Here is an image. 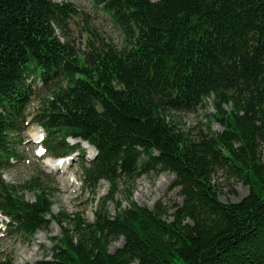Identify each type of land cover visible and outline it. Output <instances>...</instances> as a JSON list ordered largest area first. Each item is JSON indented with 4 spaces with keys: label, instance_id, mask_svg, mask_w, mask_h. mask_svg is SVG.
<instances>
[{
    "label": "trees",
    "instance_id": "obj_1",
    "mask_svg": "<svg viewBox=\"0 0 264 264\" xmlns=\"http://www.w3.org/2000/svg\"><path fill=\"white\" fill-rule=\"evenodd\" d=\"M94 2L122 31L121 49L97 37L80 51L68 35L72 3L0 0V213L9 232L31 239L59 227L34 264H264V0ZM37 97L33 122L49 155H84L68 138L97 150L81 166L84 191L96 197L109 185L93 221L55 214L42 170L20 185L2 179L21 160ZM208 101L222 131L193 137L175 125L172 113ZM221 171L249 194L223 203L214 184ZM163 172L183 198L173 213L133 201L139 178Z\"/></svg>",
    "mask_w": 264,
    "mask_h": 264
},
{
    "label": "rangeland",
    "instance_id": "obj_2",
    "mask_svg": "<svg viewBox=\"0 0 264 264\" xmlns=\"http://www.w3.org/2000/svg\"><path fill=\"white\" fill-rule=\"evenodd\" d=\"M55 2L72 3L77 10V16L70 21L68 35L75 43L76 47L83 51L86 42L97 37L112 42L117 48L124 46V36L122 31L115 25L111 18L95 4L94 0H53ZM95 35L93 36V32ZM40 100L37 97L28 107L27 127H24L21 135V146L19 147L20 162H14L13 168L2 173V179L13 185H20L30 179L36 171H43L49 175V180L53 188L52 202L55 214L64 212L66 214L80 213L85 220L93 221L94 213L97 210L99 200L107 195L109 185L103 181L96 197L90 192L83 190V172L81 166L84 162L94 159V152L87 144L81 148L86 151L85 157L80 152L74 154L70 165L57 170H52L44 164L38 156V145L32 139V134L41 127L33 122L34 112L38 110ZM215 112L212 102L198 108L195 112L172 113L175 125L182 131L188 132L191 136H197L201 131L206 132L208 126L213 131H222L219 123L212 121L210 115ZM42 131V130H41ZM66 143L75 145L79 143L69 139ZM49 161V160H46ZM65 162V161H62ZM64 164V163H63ZM175 176L168 172L150 173L143 175L133 186V201L140 206L153 209L161 202L171 208L173 213L175 208L182 204L183 198L180 195V188L174 186ZM214 184L220 200L223 203H237L249 194V187L227 177L225 172H219L215 177ZM123 185L121 186V189ZM28 201H34L33 193L26 195ZM117 199L127 206V201L120 192ZM110 211L115 212V205L110 203ZM0 216V264L12 262L13 264H34L46 258V253L52 248L51 237L60 236V229L52 223L48 230L39 231L33 238H24L20 234H12L7 230L6 224L1 222ZM169 220H172L169 217ZM123 245V240L112 243L110 252L113 253Z\"/></svg>",
    "mask_w": 264,
    "mask_h": 264
},
{
    "label": "bare ground",
    "instance_id": "obj_3",
    "mask_svg": "<svg viewBox=\"0 0 264 264\" xmlns=\"http://www.w3.org/2000/svg\"><path fill=\"white\" fill-rule=\"evenodd\" d=\"M43 138H44V133H43L40 129H38L37 131H35V132L32 134V139H33L34 141H36V142H40ZM85 147H86V146H85ZM88 147H89V146L87 145L86 148H88ZM89 148L93 151L92 147H89ZM41 154H42V153H41ZM47 160H49V159H47ZM62 161H65V162H62ZM45 162H46V165H47L48 167H50L52 170L60 169L61 166H62V168H64V167H65V163H67V166L70 165V160H69V159H68V160H58V161H53V160L46 161V160H45ZM63 163H64V164H63Z\"/></svg>",
    "mask_w": 264,
    "mask_h": 264
}]
</instances>
